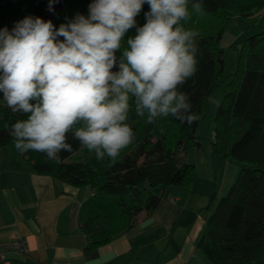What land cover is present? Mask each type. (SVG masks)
I'll return each mask as SVG.
<instances>
[{
  "label": "trees",
  "instance_id": "obj_1",
  "mask_svg": "<svg viewBox=\"0 0 264 264\" xmlns=\"http://www.w3.org/2000/svg\"><path fill=\"white\" fill-rule=\"evenodd\" d=\"M91 2L59 0L50 11L48 0H0V29L11 31L27 16L51 20L59 28L78 4L89 10ZM262 11L264 0H203L200 12L189 5V19L181 24L199 33L198 66L181 90L189 94L192 111L199 117L194 123L182 124L169 116L150 124L146 116L139 117L140 128L132 126L133 143L117 158L97 160L95 156L85 166L74 159L86 147L70 132L68 142L73 150L61 152L57 162L45 153L21 154L15 148L8 130L27 117L12 112L0 93V148L10 146L37 174L75 187L90 185L93 194L79 211L80 231L87 248L107 244L131 229L139 214H152L166 188L193 186L195 166L188 160V149L195 143L201 108L222 74L221 22L233 15L247 17ZM236 64L215 114L212 148L214 154L235 162L238 173L214 207L215 193H211L206 207L209 215L195 246L209 264H264V30L244 38Z\"/></svg>",
  "mask_w": 264,
  "mask_h": 264
},
{
  "label": "clouds",
  "instance_id": "obj_2",
  "mask_svg": "<svg viewBox=\"0 0 264 264\" xmlns=\"http://www.w3.org/2000/svg\"><path fill=\"white\" fill-rule=\"evenodd\" d=\"M57 2L48 0L50 11ZM145 3L146 22L137 26ZM190 4L203 8V0H92L88 16L78 13L59 28L27 16L11 31L0 29V93L27 117L8 130L15 148L59 162L73 150L72 132L97 160L115 159L134 141L126 122L133 107L150 124L169 116L197 121L181 90L198 66L199 33L181 24Z\"/></svg>",
  "mask_w": 264,
  "mask_h": 264
},
{
  "label": "crops",
  "instance_id": "obj_3",
  "mask_svg": "<svg viewBox=\"0 0 264 264\" xmlns=\"http://www.w3.org/2000/svg\"><path fill=\"white\" fill-rule=\"evenodd\" d=\"M235 172L222 178L219 189L198 190L196 181L191 188L169 186L152 214H139L128 231L87 248L78 217L92 187L37 174L10 146H2L0 241L25 239V254L11 255L9 264H209L195 245L209 215L211 193L214 207Z\"/></svg>",
  "mask_w": 264,
  "mask_h": 264
},
{
  "label": "rangeland",
  "instance_id": "obj_4",
  "mask_svg": "<svg viewBox=\"0 0 264 264\" xmlns=\"http://www.w3.org/2000/svg\"><path fill=\"white\" fill-rule=\"evenodd\" d=\"M149 11V5H143V10L136 17L137 26H143L146 22L145 13ZM88 16L89 10L80 3L64 21L73 19L76 14ZM144 18V19H143ZM221 37L219 48L222 51L224 66L220 81L215 90L205 100L201 112L200 121L195 130V143L188 149V160L195 166V181L198 190H206L211 187L219 189L221 180L231 171L238 170L236 163L226 159L220 154H214L212 142L214 139V119L220 102L228 91V82L236 72V54L241 48L245 37L257 34L264 30V11L251 16L233 15L221 22ZM187 28V26H186ZM136 28L130 29L125 36H134ZM126 46V44L124 45ZM131 127L140 128L141 119L135 114L134 107L129 112V119L126 121ZM79 127L81 124L78 125ZM95 157V151L85 148L76 155L77 160L83 166L88 165ZM237 172V171H236ZM235 172V177L237 176ZM235 179V178H234ZM219 185V187H218Z\"/></svg>",
  "mask_w": 264,
  "mask_h": 264
},
{
  "label": "built area",
  "instance_id": "obj_5",
  "mask_svg": "<svg viewBox=\"0 0 264 264\" xmlns=\"http://www.w3.org/2000/svg\"><path fill=\"white\" fill-rule=\"evenodd\" d=\"M26 252L25 239L13 237L7 241H0V264H9L11 255L22 256Z\"/></svg>",
  "mask_w": 264,
  "mask_h": 264
}]
</instances>
